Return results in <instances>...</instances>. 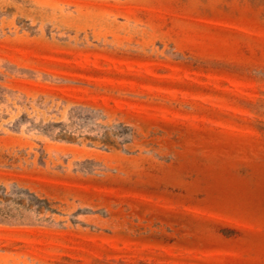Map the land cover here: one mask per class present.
<instances>
[{
  "label": "rangeland",
  "instance_id": "obj_1",
  "mask_svg": "<svg viewBox=\"0 0 264 264\" xmlns=\"http://www.w3.org/2000/svg\"><path fill=\"white\" fill-rule=\"evenodd\" d=\"M0 264H264V0H0Z\"/></svg>",
  "mask_w": 264,
  "mask_h": 264
}]
</instances>
